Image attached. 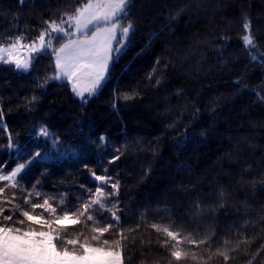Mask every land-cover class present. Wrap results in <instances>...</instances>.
I'll return each mask as SVG.
<instances>
[{
    "label": "trees",
    "instance_id": "obj_1",
    "mask_svg": "<svg viewBox=\"0 0 264 264\" xmlns=\"http://www.w3.org/2000/svg\"><path fill=\"white\" fill-rule=\"evenodd\" d=\"M74 3L0 0V42L23 33L27 43L43 21L71 11ZM129 8L135 24L131 43L86 104L68 82L38 86L55 74L54 58L48 55L27 73L0 64L3 123L14 142L31 147L27 133L41 124L62 142L59 151L47 149L49 159L33 165L22 184L30 188L39 180L37 188L57 197L67 193L71 204L82 194L78 184L94 187L83 164L98 174L102 168L118 174L121 207L128 213L122 224L140 225L128 234L125 264H168L157 234L146 225L169 220L183 233L210 237L200 245V264H224L219 256L208 259L209 251L223 250L224 240L234 247L246 237L248 253L254 254L264 244V222L256 215L264 212V0H131ZM245 20L257 41L247 51L242 45ZM170 21L171 27L164 28ZM125 93L135 98L125 102ZM34 95L36 100L27 104ZM101 135L107 147L93 143ZM7 143L6 132L0 131V161L10 159ZM115 148L122 155L108 163ZM22 195L17 192L18 199ZM197 204L199 217L193 214ZM245 206L251 215L238 214ZM163 209L169 215L161 218ZM136 212H145V220ZM245 219L250 223L241 231ZM244 247L230 253L228 264H247ZM254 264H264V253Z\"/></svg>",
    "mask_w": 264,
    "mask_h": 264
},
{
    "label": "snow or ice",
    "instance_id": "obj_2",
    "mask_svg": "<svg viewBox=\"0 0 264 264\" xmlns=\"http://www.w3.org/2000/svg\"><path fill=\"white\" fill-rule=\"evenodd\" d=\"M24 2L20 0L21 5ZM130 4L131 0H75L74 5H69L71 11H62L55 18L43 21L38 34L27 43L23 33L0 42V64L11 65L15 71L27 73L35 61L48 55L54 58L52 71L55 74L45 76L42 84L37 82L38 86L44 88L52 80L68 82L74 96L81 104H86L101 90L111 68L131 43L135 24L130 19ZM178 15L179 12L171 19L175 20ZM163 27H171V21ZM242 28L246 33L242 45L247 51L257 41L252 35L250 20H245ZM157 35L159 33L154 34L148 43ZM54 42L58 47L54 46ZM156 83L160 81L156 80ZM121 98L126 102L134 99L135 94L125 93ZM35 100L34 95L30 100L26 99V103L32 104ZM112 107L117 109L115 103ZM0 131L7 134L5 150L10 157L0 161V264H125L128 234L139 231L140 225L125 228L122 224V217L126 218L128 213L121 207L118 174H108L103 168L100 170L102 174H98L88 164H83L82 167L88 171L89 183L94 187L78 184L82 194L69 204L67 193L57 197L45 193L42 186L37 188L39 180H34L30 188L22 184L24 175L32 170L33 165L49 159L48 148L59 151L62 142L58 134L54 136L45 124L34 125L27 133L34 143L25 149L24 145L14 142L12 133L7 131L2 106ZM93 143L107 147V137L101 135ZM25 155L30 158L24 163L16 162L13 167H7L8 163ZM121 155L120 149L115 148L107 162L115 163ZM17 192L23 194L22 200L18 199ZM223 196L221 192V199ZM133 214L141 220L146 218L145 212ZM193 214L197 217L202 215L199 204ZM238 214L247 216L252 213L245 206L244 211ZM159 215L162 218L169 212L163 209ZM256 215H260L264 222V212ZM174 223L172 220L153 222L146 227L157 234V242L167 253L168 264H200V245L207 244L210 237L198 232L183 233L171 226ZM249 223L245 219L239 225L240 230L246 231ZM250 243L248 238L241 237L234 247H229V241L224 240L223 250L218 247L215 253L209 251L208 259L215 255L228 264L232 259L230 253L240 252L244 245L243 251L250 256L247 264H254L257 257L264 253V244L254 254H249L247 245ZM211 247L208 245L209 250Z\"/></svg>",
    "mask_w": 264,
    "mask_h": 264
},
{
    "label": "rangeland",
    "instance_id": "obj_3",
    "mask_svg": "<svg viewBox=\"0 0 264 264\" xmlns=\"http://www.w3.org/2000/svg\"><path fill=\"white\" fill-rule=\"evenodd\" d=\"M20 72H23V71H20Z\"/></svg>",
    "mask_w": 264,
    "mask_h": 264
}]
</instances>
